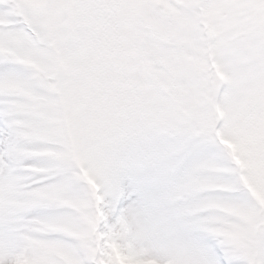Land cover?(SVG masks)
Here are the masks:
<instances>
[{
	"label": "snow or ice",
	"instance_id": "1",
	"mask_svg": "<svg viewBox=\"0 0 264 264\" xmlns=\"http://www.w3.org/2000/svg\"><path fill=\"white\" fill-rule=\"evenodd\" d=\"M142 3L144 26L172 45L160 76L190 117L191 144L215 153L189 186L209 194L199 227L215 245L164 256L134 246L109 223L94 158L45 142L38 126L45 91L59 88L77 102L80 136L104 134L95 37L121 6L0 0V264H264V0ZM65 39L78 48L65 53Z\"/></svg>",
	"mask_w": 264,
	"mask_h": 264
},
{
	"label": "clouds",
	"instance_id": "2",
	"mask_svg": "<svg viewBox=\"0 0 264 264\" xmlns=\"http://www.w3.org/2000/svg\"><path fill=\"white\" fill-rule=\"evenodd\" d=\"M121 12L106 31L95 37L103 77L98 104L105 118L101 137L80 136L76 126L77 102L62 90H47L38 126L45 142L63 151L87 152L103 181L111 166L135 168L166 179L172 171L173 145H188L195 132L190 117L175 95L162 83L160 73L172 45L140 20L142 0H111ZM159 18L158 13L156 14ZM78 40H64L70 53ZM45 58L57 49L46 42ZM228 77H225L227 84Z\"/></svg>",
	"mask_w": 264,
	"mask_h": 264
},
{
	"label": "rangeland",
	"instance_id": "3",
	"mask_svg": "<svg viewBox=\"0 0 264 264\" xmlns=\"http://www.w3.org/2000/svg\"><path fill=\"white\" fill-rule=\"evenodd\" d=\"M172 171L166 179L135 168L111 166L107 172L109 223H123L129 242L161 256L185 248L206 251L216 241L199 222L208 193L190 189L197 167L213 159L210 147L173 145ZM223 195V194H220Z\"/></svg>",
	"mask_w": 264,
	"mask_h": 264
}]
</instances>
